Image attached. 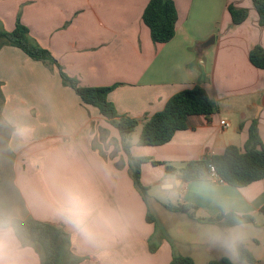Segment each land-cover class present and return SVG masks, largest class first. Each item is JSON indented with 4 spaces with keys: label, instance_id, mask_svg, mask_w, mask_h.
<instances>
[{
    "label": "crops",
    "instance_id": "obj_1",
    "mask_svg": "<svg viewBox=\"0 0 264 264\" xmlns=\"http://www.w3.org/2000/svg\"><path fill=\"white\" fill-rule=\"evenodd\" d=\"M150 1L0 0V33L13 32L19 20L80 86H117L109 101L120 115L139 121L137 138H131L135 131L130 137L131 154L150 159L141 165L142 184L150 192L155 187L160 190L165 178L180 182L179 196L160 192L150 197L169 214L161 219L162 231H158L160 222L148 195L144 197L135 187L118 129L98 109L84 104L75 90L64 86L57 67L32 59L1 38L0 194L21 213L25 207L35 220L68 233L78 264H170L174 256L191 257L195 264L228 257L236 264V253L212 243L209 233L227 234L240 225L226 229L205 221L221 213L253 216L254 224L240 228L244 237L240 245L254 253L250 245L264 243V179L242 188L208 180L183 182L168 175L166 167L180 170L190 162L222 155L229 146L243 149L254 122L264 145V70L250 62L256 46L264 49V27L253 0H173L178 11L176 35L169 43L156 44L143 21ZM230 5L248 10L247 20L234 25ZM195 86L207 91L216 104L215 113L189 117L187 130L177 132L163 146H140L145 121L162 111L174 95ZM13 116L22 118L35 132L26 148L9 152L11 126L4 120ZM221 121L231 127L224 129ZM65 131L87 142L94 157L111 170V183L101 186L106 203L128 211L125 229L106 234L97 246L74 238L50 204L16 182L24 176L39 186V173L28 156L57 146ZM168 205L196 207L195 219L170 211ZM148 211L156 224L147 221ZM179 217L190 225L191 237L182 230L177 234L170 230ZM151 246L156 247L154 253Z\"/></svg>",
    "mask_w": 264,
    "mask_h": 264
},
{
    "label": "trees",
    "instance_id": "obj_2",
    "mask_svg": "<svg viewBox=\"0 0 264 264\" xmlns=\"http://www.w3.org/2000/svg\"><path fill=\"white\" fill-rule=\"evenodd\" d=\"M260 17V25L264 27V0H253ZM234 25H240L248 18L249 12L234 5L228 8ZM143 21L150 29L154 43L166 44L174 39L178 22V11L173 0H151L143 13ZM0 38L11 46L24 51L32 59L43 61L58 68L64 86L70 87L86 105L98 109L101 115L114 126L121 135L122 148L130 161L132 179L136 189L146 197L149 188L141 182V165L149 162L148 158H136L131 154L130 137L137 128L139 121L120 115L108 96L116 89L109 87H83L77 79L68 76L52 54L43 49L30 35L28 27L19 20L13 32H1ZM250 62L258 69L264 70V49L256 46L250 52ZM216 111V104L207 91L201 86L186 89L174 95L165 108L149 117L140 134V146H163L174 138L177 132L187 130V121L191 116L210 117ZM1 162V158H0ZM214 166L223 183L232 187L242 188L264 179V145L261 141L258 125L254 122L249 131L245 147L229 146L222 155L208 156L201 161L188 163L183 169L166 167V173L176 176L183 182L207 180L210 166ZM0 173V192L2 190ZM22 206L24 205L23 202ZM172 212L188 214L195 219L197 208L189 205H168ZM264 213V207L261 209ZM147 221L156 224L155 217L148 211ZM199 220V219H197ZM201 221V220H199ZM205 222L222 228H232L243 224H254L253 216H239L234 213H221ZM22 223L27 238L31 241L41 264H78L80 259L74 256L71 237L59 227L35 220L23 207ZM154 253L156 247L151 246ZM239 257L250 264L260 263L245 245L237 248ZM170 264H195L191 257L174 256ZM208 264H234L228 257L212 260Z\"/></svg>",
    "mask_w": 264,
    "mask_h": 264
},
{
    "label": "clouds",
    "instance_id": "obj_3",
    "mask_svg": "<svg viewBox=\"0 0 264 264\" xmlns=\"http://www.w3.org/2000/svg\"><path fill=\"white\" fill-rule=\"evenodd\" d=\"M4 123L11 126L7 151H20L31 143L35 130L22 118L6 117ZM63 137L57 146L44 147L28 156L39 173V186L24 176L16 182L34 198L50 204L55 215L72 230L74 238L97 246L106 234L125 229L128 211L105 201L101 186L112 180L105 162L95 158L89 144L76 139L71 131H65ZM159 187L162 194L170 197L181 194L180 182L171 177L165 178ZM242 226L241 223L237 230L227 234L210 232L209 239L235 254L243 242ZM0 264H39L25 234L22 213L3 196H0Z\"/></svg>",
    "mask_w": 264,
    "mask_h": 264
},
{
    "label": "rangeland",
    "instance_id": "obj_4",
    "mask_svg": "<svg viewBox=\"0 0 264 264\" xmlns=\"http://www.w3.org/2000/svg\"><path fill=\"white\" fill-rule=\"evenodd\" d=\"M138 131L139 130H135V132L133 133V135L131 137L132 139L137 138ZM153 195H155V196L160 195V190H159L158 187H155L152 191L148 192V196L147 197H148V201L150 202V204H152L153 212L157 215V217L159 219L158 222H160V224H159L158 231L161 232L162 231L161 219H163V217H166V215H169V214H167L166 210H164L161 206H158V205L155 204V201L152 200V198H150ZM0 196H1V194H0ZM173 202H175V201H173ZM181 214H183L185 216L188 215V214H185V213H181ZM184 219L186 221V218H184ZM183 222H184L183 221V217L177 218V222H175L174 225L169 227L170 230L173 232V234H177L178 230H182V233L184 232V234L186 236L191 237L194 233L189 231L190 225L183 224ZM250 246L254 250V253L253 252L252 253L255 256V258L257 257V258H261L263 260L262 263H258V264H264V243H260L259 247H256L253 244H251ZM235 253H236V256L234 257V260H235L236 264H250V263H248L246 261H243L239 257L237 250H236Z\"/></svg>",
    "mask_w": 264,
    "mask_h": 264
},
{
    "label": "built area",
    "instance_id": "obj_5",
    "mask_svg": "<svg viewBox=\"0 0 264 264\" xmlns=\"http://www.w3.org/2000/svg\"><path fill=\"white\" fill-rule=\"evenodd\" d=\"M221 126L224 129H229L231 124L228 121H221ZM207 180L212 183H223L216 171V168L212 165L210 166V169L207 173Z\"/></svg>",
    "mask_w": 264,
    "mask_h": 264
}]
</instances>
